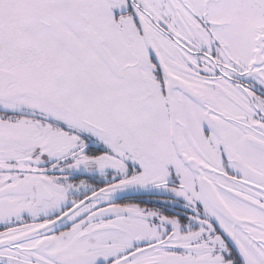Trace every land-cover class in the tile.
I'll list each match as a JSON object with an SVG mask.
<instances>
[{"label":"snow or ice","instance_id":"snow-or-ice-1","mask_svg":"<svg viewBox=\"0 0 264 264\" xmlns=\"http://www.w3.org/2000/svg\"><path fill=\"white\" fill-rule=\"evenodd\" d=\"M0 264H264V0H0Z\"/></svg>","mask_w":264,"mask_h":264}]
</instances>
